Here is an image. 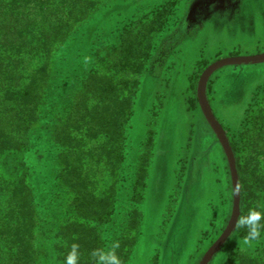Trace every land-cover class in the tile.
Segmentation results:
<instances>
[{
    "label": "trees",
    "instance_id": "trees-1",
    "mask_svg": "<svg viewBox=\"0 0 264 264\" xmlns=\"http://www.w3.org/2000/svg\"><path fill=\"white\" fill-rule=\"evenodd\" d=\"M111 1L0 0V157L22 154L13 168L23 167L16 179L0 170V264H63L71 243L80 246L81 264H91L94 248L117 241L122 264L133 260L155 145L149 129L129 159L135 100L144 74L163 73L172 53L166 42L185 39L183 31L162 36L174 17L185 26L186 9L181 0H153L110 25L97 23L84 34L75 69L61 78L59 54ZM246 106L240 121L256 169L245 204L235 153L241 209L264 206V81ZM34 138L51 158L41 168V205L24 159ZM255 247L236 264H264V240Z\"/></svg>",
    "mask_w": 264,
    "mask_h": 264
},
{
    "label": "rangeland",
    "instance_id": "rangeland-1",
    "mask_svg": "<svg viewBox=\"0 0 264 264\" xmlns=\"http://www.w3.org/2000/svg\"><path fill=\"white\" fill-rule=\"evenodd\" d=\"M151 1L112 0L59 54V71L64 72L61 78L75 69L81 59L84 34L91 27L97 23L110 25L122 18L124 12L137 10ZM189 1L181 0L185 9ZM260 2L247 1L241 16L230 23L209 20L205 26L187 28L179 17H174L162 37L174 32L179 37L183 31L190 38L177 46L173 45L175 40H168L167 47L170 45L172 53L163 73L160 76L146 73L141 78L131 119L130 140L134 150L131 149L129 159H135L133 151L141 148L149 129L155 131V145L141 206L144 215L141 235L131 264H200L230 222L234 207L230 164L219 138L203 116L198 82L207 66L218 59L264 52V5ZM214 77L219 98L212 102V108L234 144L241 163L244 201L249 204L255 186L252 171L256 167L247 159L252 150L242 133L240 120L250 94L264 81V62L224 66ZM31 145L24 159L31 169L41 205V168H49L51 158L49 151L41 148V138H34ZM21 160L22 154H4L0 157V170L6 177L16 179L23 167L15 170L13 165ZM132 172L129 168L123 173L125 181L120 193L123 203ZM42 179L45 181V177ZM242 210L246 212L247 206ZM245 235L244 230L236 229L210 264H236L244 259L245 252L246 256L255 255L256 247L244 244ZM248 259L246 262L252 263Z\"/></svg>",
    "mask_w": 264,
    "mask_h": 264
},
{
    "label": "water",
    "instance_id": "water-1",
    "mask_svg": "<svg viewBox=\"0 0 264 264\" xmlns=\"http://www.w3.org/2000/svg\"><path fill=\"white\" fill-rule=\"evenodd\" d=\"M264 62V52L252 55H239L224 57L209 64L202 72L198 82V99L202 108L203 114L210 126L214 130L216 136L219 138L229 161L233 186H234V207L230 222L222 233V235L215 241V243L208 249L200 264H210L214 255L226 244L232 234L235 232L236 218L241 214V183L239 179V170L237 167L236 154L231 144V141L223 128L220 120L213 111L209 102L207 84L211 74L220 67L232 64H256Z\"/></svg>",
    "mask_w": 264,
    "mask_h": 264
},
{
    "label": "clouds",
    "instance_id": "clouds-1",
    "mask_svg": "<svg viewBox=\"0 0 264 264\" xmlns=\"http://www.w3.org/2000/svg\"><path fill=\"white\" fill-rule=\"evenodd\" d=\"M235 228L246 232L244 244L249 247L264 240V206L249 207L246 212L242 210L241 215L236 218ZM119 248L118 241L107 248H94L90 253L91 264H122ZM63 264H81L80 246L77 243L70 244Z\"/></svg>",
    "mask_w": 264,
    "mask_h": 264
},
{
    "label": "crops",
    "instance_id": "crops-1",
    "mask_svg": "<svg viewBox=\"0 0 264 264\" xmlns=\"http://www.w3.org/2000/svg\"><path fill=\"white\" fill-rule=\"evenodd\" d=\"M247 1H249V0H240L239 1V5H240L239 6V9H240L241 12L238 15H234V16L229 17L228 11L225 10V12L227 13L226 14V13H222L223 11L222 12H218V10L216 8L214 10L213 15H210L207 19H205L203 21H201L200 20L201 18L198 17L199 22H197V21H195V18L197 17V14L195 13V10L194 9L199 4V2L198 1L195 2V0H193V1L190 0L189 3H188V6L186 8V11H185L184 25L188 28V27H194V26H197V25H204L205 26V23L208 22L209 20L210 21L212 20V21H218V22H225V23H230V22L236 21L241 16V13L243 11V5ZM260 3H262L264 5V0H261ZM254 16H255V14H254ZM186 19H188V21H186ZM189 38H190V36H186L185 37V39H189ZM232 65H245V64H232ZM226 66H228V65H226ZM220 68H222V67H220ZM220 68H218V69H220ZM217 70H215L211 74V76H210V78L208 80V84H207L208 98H209V102H210L211 106H212V102L215 101V100H217L219 98V96L216 95L217 90H216V88H214V83H215L214 73ZM210 89H211V92H210ZM204 118H205V116H204ZM205 120H206V118H205Z\"/></svg>",
    "mask_w": 264,
    "mask_h": 264
},
{
    "label": "flooded vegetation",
    "instance_id": "flooded-vegetation-1",
    "mask_svg": "<svg viewBox=\"0 0 264 264\" xmlns=\"http://www.w3.org/2000/svg\"><path fill=\"white\" fill-rule=\"evenodd\" d=\"M197 1L199 2V4L194 9L195 13L197 14V17L195 18V21L197 22H199L198 17L201 18V21H203L207 19L210 15H213L214 10L216 8L218 12L223 11L222 13H226L225 10L228 11L229 17L238 15L241 12L239 9L240 0H195V2Z\"/></svg>",
    "mask_w": 264,
    "mask_h": 264
}]
</instances>
